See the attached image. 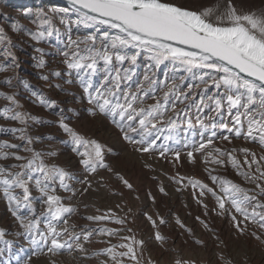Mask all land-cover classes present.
<instances>
[{
	"label": "snow or ice",
	"instance_id": "snow-or-ice-1",
	"mask_svg": "<svg viewBox=\"0 0 264 264\" xmlns=\"http://www.w3.org/2000/svg\"><path fill=\"white\" fill-rule=\"evenodd\" d=\"M68 3L84 20L98 21L117 30L120 35L112 42L111 51L96 49V38L87 37V42H91V46L85 49L87 55L73 51L69 56L68 52H64L65 59L62 61L66 65L64 73L54 70L51 75L62 79L66 76L65 83L69 85L78 83L82 89V96L87 99L89 105H93V108L89 109L90 114L102 115L111 120L120 129L125 141L140 146L137 151L142 153L159 151V155L165 157L172 150L167 145L158 148L157 141L161 137L164 140H171L176 130L183 124L192 128L193 118L189 115V109H195L196 124L203 129L213 130L212 137L216 136V128H222L233 132L235 137L243 136L245 140L256 142L264 148V11L257 13L252 9L245 10L244 0H199L194 6L181 3L179 0H68ZM39 15L43 17L47 14ZM63 22L62 20L61 23ZM45 24L49 27L30 33L33 41L40 42L53 35L51 21L41 20V27ZM12 30L21 31V26L14 24ZM4 41L11 43L4 34V29L0 27V42ZM85 42L70 39V45L77 49ZM128 47L148 51L157 66L164 61H172L179 63L190 73L194 69L212 72H205L198 77L200 84L205 85L198 96L193 93L199 85H191L188 91H183L176 83L171 85L165 83L166 91L157 99L154 95L156 81L148 75L144 76V81L149 86L147 90L144 84H137L135 90L131 87L122 89V81L131 80V75L126 73L122 76L118 71L113 74L108 66L114 59L121 63L128 60L135 64L137 59L135 54L130 57L121 54L120 49ZM36 51L43 54L44 50L37 48ZM5 54L13 55L11 51H6ZM100 61L105 65V76L103 82L96 86L92 82V76L97 72ZM36 66L44 69L45 60L40 58ZM6 70V67L0 66V72ZM40 78L44 81L49 80L48 75H41ZM6 83L10 84L11 81L8 80ZM55 87L64 91L60 84ZM209 87L215 88L216 92L208 94ZM32 95L36 96L39 104L45 108L55 110L58 106L57 101L50 100L42 94L33 92ZM145 97L155 99V103L145 106ZM5 99L19 106L15 96L7 95ZM186 101L189 103L185 104ZM177 103L185 104V107L177 111ZM205 110L210 114L202 118L201 114ZM169 111L174 116L166 118ZM9 112H12V115L9 116ZM0 115L24 125L29 119H36L25 113L15 112L12 108H5ZM225 116L230 118L229 122H224ZM69 119L64 110L60 109L59 119L55 123L69 137L65 143L71 145L72 152L79 157L78 164L82 173H87L83 178L56 164L46 163L45 156H55L56 153H44L32 148L34 139L27 135L26 128L7 130L13 135L20 133L17 139L24 142L23 146L8 141L0 142V161L17 162L7 166L0 164V198L7 202L8 210L18 227L14 235L26 240L31 249L29 253L28 249L21 247L19 251L25 255L15 254L16 264H30L32 257L44 253L45 248L47 253L52 255L62 250L86 254L84 245L91 243L93 233L111 237L121 231L109 228L97 230L84 226L77 233L73 230L75 225L68 224L77 208L65 203V199L71 200L78 193L83 195L87 192L92 187V181L88 176L97 173L98 169L112 171L105 162L104 146L82 136L70 126L67 122ZM222 139L231 143L229 136H223ZM211 145L212 138H209L207 143H200L195 151L187 152L188 160L195 164V152H202ZM19 151L31 155H20ZM234 151L235 149L231 152L214 149L208 153L203 163L226 166V160L222 157H227V163L237 170V175L243 177L247 183L255 184V188H245L231 180L214 176L209 169H206L209 179L218 187H210L195 179H189L188 183L193 188L200 189V197L210 193L215 201L211 211L219 216L228 214L239 233L243 234L246 231L248 222L255 223L264 230V170L260 163L264 161V154L257 158L256 153L250 149H241L244 153V160L241 163L233 155ZM173 155L178 162L180 152L175 151ZM249 156L251 160L248 159ZM253 165H256L255 172L251 171ZM116 177L127 188L132 189V184L119 173H116ZM172 179L178 184L183 182V178ZM73 182L82 187L74 188ZM57 188L69 195L67 197L58 195ZM159 190L162 193L165 191L162 186ZM197 203L203 206L207 216L208 205L201 199H197ZM36 204L40 205L39 212L34 207ZM237 214L242 219H237ZM84 219L93 222L114 219L116 224L126 223L124 219L115 217L114 213L89 215ZM147 219L153 228L157 227V219L159 224H167L160 216L157 219L148 216ZM196 219L200 220V217ZM176 223L185 228L179 218H176ZM200 223L209 231H213L206 221L200 220ZM187 231L191 232V229ZM7 235L6 229L0 227V244L4 245L0 248V253L12 252L13 241L6 239ZM252 235L257 240L261 239L255 232ZM121 239L130 242L112 245L95 255L107 256L114 264H123L124 258H128L134 264H140L135 246L139 245L142 248L144 241H138L134 236H125ZM154 239L162 245L167 237L156 231ZM196 242L203 243L199 240ZM220 259L223 260V257ZM51 264L56 262L52 261ZM174 264L189 262L177 259ZM227 264L231 262L228 261Z\"/></svg>",
	"mask_w": 264,
	"mask_h": 264
},
{
	"label": "rangeland",
	"instance_id": "rangeland-1",
	"mask_svg": "<svg viewBox=\"0 0 264 264\" xmlns=\"http://www.w3.org/2000/svg\"><path fill=\"white\" fill-rule=\"evenodd\" d=\"M179 2L194 6L199 3V0H179ZM244 8L245 10L252 9L257 13L262 12L264 11V0H244ZM40 13L47 15L41 17ZM43 19L51 21L53 35L40 42L33 41L30 33L49 27L47 24L41 27ZM62 20L63 23H61ZM14 24L20 25L21 31H13ZM0 27L4 29V34L11 41L10 44L7 41L0 42V66L7 68L6 71L0 72V113H3L5 108H12L15 112L36 118L35 120L29 119L24 125L0 115V142L8 141L23 146L24 142L17 139L20 133L13 135L7 130L26 128L27 135L34 139L32 148L44 153H56L55 156H45L46 163L56 164L83 178L87 173H82L81 166L78 164L79 157L72 152L71 145L65 143L69 137L55 123L59 119L60 109H63L70 117L67 122L71 127L86 139L95 140L104 146L105 162L112 169V171L98 169L97 173L88 176V179L92 181V187L87 192L83 195L78 193L71 200L65 199V203H70L77 208V212L71 216L68 224L75 225L73 230L77 233L84 226L97 230L101 228L121 229L117 235L111 237L93 233L91 243L84 245L87 250L86 254L79 251L62 250L52 255L47 253L45 248L44 253L32 257L30 264H51L52 261L56 264H105V262L114 264L109 257L97 256L95 253L112 245L130 242L121 239L125 236H134L136 240L144 241L142 248L139 245L135 246L140 264H174L177 259L188 261L189 264H227L228 261L231 264H264V242H262L264 241V230L260 229L257 224L248 222L246 231L243 234L239 233L228 214L219 216L211 211L215 201L210 193H205L203 197H200V189L193 188L188 183L189 179H195L210 187H218L213 185L209 179V173L206 171L209 169L212 170L211 174L214 176L231 180L245 188H255V184L247 183L243 177L237 175V170L227 163V157H222L226 160V166L205 165L203 160L214 149H222L226 152L235 149L233 155L243 163L244 153L241 149H250L259 158L264 154V148L256 142L245 140L243 136L235 137L233 132L222 128H216V136L212 137L213 130L203 129L196 124L195 109H189L194 126L188 128L186 124H183L176 130L171 140H164L161 137L157 141L158 148L161 145H167L172 151H169L165 157H161L159 151L139 152L137 148L140 146H134L125 141L120 129L111 120L102 115L92 116L90 114L89 109L93 108V105H89L87 99L82 96V89L78 83L69 85L65 83L66 76L62 79L51 75L54 70L64 73L66 69V65L62 62L65 59L64 52H68L69 56L73 51L87 55L85 49L91 46V42H87L89 36L96 38V49L111 51L112 42L120 35L117 30L100 24L98 21L84 20L75 9L43 0H1ZM70 39L86 42L81 43L77 49L74 45H70ZM37 48L43 49V54L38 53ZM6 51H11L13 55L7 56ZM120 51L121 54L129 57L134 54L137 56L135 64H131L128 60L121 63L114 59L113 63L108 66L113 74L118 71L122 76L126 73L131 75V80L122 81V89L131 87L135 90L137 84H144L147 90L149 86L144 81V76L148 75L156 81L154 95L157 99L162 97L163 91H166L165 83L169 85L176 83L183 91H188L191 85H199L193 93L198 96L201 89L205 87L200 84L198 77L205 72H212V70L194 69L190 73L182 65L172 61H164L157 66L151 58L152 54L142 49L128 47L121 48ZM40 58L46 62L44 69L36 66ZM41 75H48L49 80H42ZM104 76L105 65L100 61L97 72L92 76L93 84L96 86L101 84ZM8 80L11 81L10 84L6 83ZM57 84H60L64 91L55 87ZM33 92L57 101V108L52 110L40 105L37 97L32 95ZM215 92V88H208V94ZM7 95L15 96L19 106L5 99ZM144 99L145 106L155 103L153 98L145 97ZM187 103L189 102L186 101L185 104ZM185 104L177 103V111L184 108ZM209 114L208 110H205L201 116L204 118ZM8 115H12V112ZM167 116H174V114L169 111L166 118ZM229 120L230 118L225 116L224 122H229ZM205 122L208 123L207 120ZM223 136H229L231 143L223 140ZM36 137L41 139L36 140ZM209 138L213 139V145L202 152H195L196 163H191L187 158V152L195 151L200 143H207ZM6 151L15 152L17 150L6 149ZM175 151L181 154L178 162L174 159ZM18 154L31 155L23 151H19ZM248 159L251 160V156ZM12 163L17 162L14 160L0 161V164L5 166ZM260 163L264 170V161ZM255 169L256 165H253L251 171L255 172ZM116 173L128 180L133 186L132 189L127 188L121 180L117 179ZM173 177L183 178V182L178 184L172 179ZM161 186L165 190L163 193L159 190ZM73 187L80 189L82 186L73 182ZM57 194L63 197L69 195L59 188H57ZM197 199L203 200V203L208 205L207 216L203 206L197 203ZM34 207L38 212L40 211V205L36 204ZM111 213H114L115 217L124 219L126 223L116 224L114 219L99 222L84 219L89 215ZM148 216H152L153 219H157L158 216L163 217L167 224H159L157 219V227L153 228L147 219ZM196 217L206 221L213 231L205 228ZM176 218L180 219L185 228H181L176 223ZM237 219L242 218L237 214ZM0 227L8 232L6 239L13 241L11 253L7 251L0 253V264H16L14 255H25L19 251L20 248L28 249L29 253L31 249L26 240L14 235L18 227L3 198H0ZM187 229H191V232ZM156 231L167 237L162 245L154 239ZM253 232L261 239L257 240L252 235ZM198 240L203 243H197ZM3 247L4 245L0 244V248ZM117 251H124V249H117ZM221 256L223 260L220 259ZM123 264H134V262L124 258Z\"/></svg>",
	"mask_w": 264,
	"mask_h": 264
},
{
	"label": "water",
	"instance_id": "water-1",
	"mask_svg": "<svg viewBox=\"0 0 264 264\" xmlns=\"http://www.w3.org/2000/svg\"><path fill=\"white\" fill-rule=\"evenodd\" d=\"M43 1H52V2L58 3L60 5H63L65 7H67V8H72V6L68 3V0H43Z\"/></svg>",
	"mask_w": 264,
	"mask_h": 264
}]
</instances>
